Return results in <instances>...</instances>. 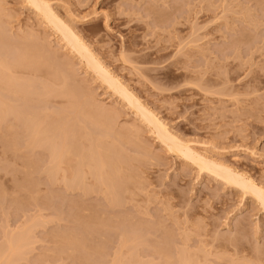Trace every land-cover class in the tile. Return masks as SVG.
<instances>
[{
  "label": "rangeland",
  "instance_id": "1",
  "mask_svg": "<svg viewBox=\"0 0 264 264\" xmlns=\"http://www.w3.org/2000/svg\"><path fill=\"white\" fill-rule=\"evenodd\" d=\"M44 1L172 141L264 190V0ZM54 31L26 0H0V58L12 65L2 75L18 90L0 89L14 107L0 118V246L27 233L0 264H112L123 239L125 264H179L182 255L264 264L258 201L172 152ZM23 44L41 54L25 50L18 66ZM60 70L71 72L76 97L61 94ZM100 109L110 115L98 119ZM26 116L56 141L73 133L74 153L110 149L117 164L102 174L122 183L119 201L87 173L86 185L63 184L51 172L49 139L33 141Z\"/></svg>",
  "mask_w": 264,
  "mask_h": 264
},
{
  "label": "bare ground",
  "instance_id": "2",
  "mask_svg": "<svg viewBox=\"0 0 264 264\" xmlns=\"http://www.w3.org/2000/svg\"><path fill=\"white\" fill-rule=\"evenodd\" d=\"M27 2H29L31 4V6L33 7V9H35L40 15L41 17H43L45 19V21H47L49 23V25L51 26V28H53V30H55L59 36L62 38V40L64 41V43H66V45H68L73 52H75V54L78 56V58L84 63L85 67L88 68L89 70H92V72H94V74L97 76V78L100 79V81L102 82V84H104L108 89H110L112 92L116 93L118 96H120V98H122L123 100H125L129 105L130 107H132L142 118L145 122H147V124L152 128L153 131H155V133L157 134V137H159L161 139V141H163L164 143H166L169 148L172 150V152H175L189 160L192 161V163H195L197 165V167H199V169H202V170H205L209 173H212V175H215L217 178H221L222 180H224L227 184H231V185H236L237 187H240L242 190H244L246 193H249L251 196H253L256 201H258V203L260 204L261 208L263 209L264 211V190L258 186H256L252 180H249V179H246V178H243L244 175H238L236 172H233V170L231 171L230 169H227L225 166H219V165H216L213 163H209V161L205 160V158H201L199 157V155L197 156V154L195 155L192 151H190L187 147H184L183 145H181L180 142H175L172 141V139L169 138V136L165 133V129L163 127V125L161 123H159L157 120H155L153 118V116L150 114L149 111H147V109L143 108L140 103L116 80L114 79L107 70H105L101 64L99 63V61L96 60V58H94L95 56L93 54H91L90 50H88V46L85 45V43H83L84 41L81 40V38L74 32V30H72L73 28H70L69 25H66V23H64L62 21V19H60L59 17H57L49 4H47L46 1L44 0H26ZM54 31V32H55ZM3 38V35L2 37L0 36V39ZM2 40V39H1ZM24 41V39H23ZM37 41V40H36ZM28 42V41H27ZM30 42V41H29ZM34 42V41H33ZM2 43V42H1ZM7 43V42H6ZM3 44V43H2ZM26 44V43H25ZM32 44V43H31ZM36 44V43H35ZM42 44V43H41ZM40 44V45H41ZM29 45V44H28ZM24 46V50H22L21 53H19V57L16 59V63L19 62L18 66L21 65L26 56V53H37V49L35 51H33V48L32 46H27L25 47V45L23 44ZM37 46V45H36ZM42 46V45H41ZM21 49V48H20ZM41 49V48H40ZM43 51L45 48H42ZM27 51L26 53L24 51ZM24 52V53H23ZM41 52V51H40ZM45 52V51H44ZM31 53V54H32ZM43 53V52H42ZM23 56H22V55ZM38 54V53H37ZM41 54V53H39ZM38 54V55H39ZM3 55V54H2ZM5 55V54H4ZM28 55V54H27ZM30 55V54H29ZM28 55V57H29ZM36 55V54H35ZM36 55V56H38ZM21 56V57H20ZM40 56V55H39ZM94 56V57H93ZM33 58V59H32ZM38 58V57H37ZM54 58V57H53ZM4 59H5V56H4ZM13 59V58H12ZM27 59V57H26ZM30 59V57H29ZM28 59V60H29ZM32 61L36 60L34 59V57H31ZM42 59V58H41ZM40 59V60H41ZM47 60V59H46ZM45 60V61H46ZM54 60V59H53ZM52 60V62H53ZM21 62V63H20ZM29 62V61H28ZM34 63V62H32ZM31 63V64H32ZM37 63V64H35ZM34 66L36 68H38V65L40 62H35ZM51 63V62H50ZM15 64V63H14ZM24 64L27 65V61H25L22 65L24 66ZM42 64V63H41ZM44 64V62H43ZM46 64V63H45ZM33 65V64H32ZM12 65H10L6 60H3L0 58V89L2 91H5V90H8L12 92V94L14 95V93H16V91H18L17 89H13L12 88V76L10 78V76L8 77L7 75L5 76L2 75L4 71H10V67ZM31 66V65H30ZM34 66H31V67H34ZM49 66V65H48ZM51 66V65H50ZM13 68V67H12ZM35 68V69H36ZM52 68V67H51ZM64 68V67H63ZM66 68V67H65ZM10 69V70H9ZM59 70V69H58ZM57 70V71H58ZM71 70V69H70ZM49 71V70H48ZM54 71V70H53ZM36 72V71H35ZM56 72V71H55ZM61 72V70L59 71ZM67 72V70H66ZM17 73V72H16ZM62 75L64 76V80H63V85H61L62 87V91H61V94H64L68 95V92L70 94V98L72 96H75V90L72 89H69L67 88L68 86V83L69 81H71L72 77L70 75V73H65V71L61 72ZM64 73V74H63ZM11 75V74H10ZM53 75H55L53 73ZM61 76V75H60ZM62 76V77H63ZM57 77V76H56ZM59 77V76H58ZM10 78V79H9ZM55 78V77H53ZM14 79V77H13ZM56 81V80H55ZM58 81V79H57ZM73 81V80H72ZM29 82V81H28ZM27 82V84H28ZM62 82V81H61ZM15 83V82H14ZM22 86V85H21ZM28 86V85H26ZM40 86V84H39ZM74 86V85H73ZM16 87V86H15ZM26 88V87H25ZM59 88H60V85H59ZM75 88V87H74ZM34 89V87H33ZM67 92H66V90ZM77 89V88H76ZM61 90V89H59ZM22 91V90H21ZM55 91V90H54ZM80 91V90H79ZM34 92V91H33ZM43 92V91H42ZM45 92V91H44ZM41 93V91H40ZM86 93V92H85ZM9 94V93H8ZM7 94V95H8ZM11 94V93H10ZM29 94V93H28ZM34 94V93H33ZM2 95V94H1ZM25 95V94H24ZM42 95V94H41ZM81 95V94H80ZM79 95V96H80ZM83 95V94H82ZM69 96V95H68ZM76 97V96H75ZM84 97L86 98H91V96L89 94H84ZM9 98V97H8ZM40 98V97H39ZM79 98V97H78ZM73 99V98H72ZM71 100V99H70ZM70 100H68V102H70ZM86 100V99H85ZM9 101V99L7 98H3L2 96L0 97V118L5 116L7 113H11L13 111V108H11L9 104H7V102ZM75 101V99H74ZM74 101H71V105H73V103H75ZM79 102V100H77ZM77 102V104H78ZM85 102V101H84ZM83 102V103H84ZM92 102V101H91ZM10 103V102H8ZM90 103V101L88 102ZM12 104V103H11ZM70 104V103H69ZM80 104V103H79ZM88 106V105H87ZM91 106V105H90ZM90 106H88V108H90ZM16 107V106H15ZM73 107V106H72ZM76 107V106H75ZM96 108V107H95ZM12 109V110H11ZM19 110V108H17ZM97 109V108H96ZM99 110V109H98ZM21 111V110H19ZM17 111V112H19ZM24 111V110H23ZM14 112V111H13ZM15 112H16V109H15ZM87 112V111H86ZM111 111L108 110V109H100V111L98 112L99 114L96 115V117L99 119L100 117H102V115H108ZM28 113V112H27ZM77 113V112H76ZM14 114V113H13ZM23 114V113H22ZM21 114V115H22ZM35 114V113H34ZM29 115V114H27ZM110 115V114H109ZM17 116V115H16ZM23 116V115H22ZM30 116V115H29ZM26 116L25 119V122H26V125L25 127H27L28 130H26L32 137L33 141H34V138L36 139V137L40 138L41 139V143L44 142V140L47 142L46 139H49L48 142H49V147H51L50 151L53 153L52 155V160H54V166H53V174H55V176L59 174L60 176V180L63 184H66L67 183H72V185L77 182L78 185L74 184L75 186H79L80 183H83L84 179L86 178V173L87 174H90V176H94L95 179L99 180V182L104 185L107 190V193L110 194V197H111V200L112 202H114L115 204L119 201L118 199V194L120 195V191H118V189L120 188V184H117V182L119 183V181H116L115 179H113L111 177V174L110 173H106L107 175L104 176L102 174V170L105 169L108 165H110V167H115V163H116V160L113 158V154L111 155V150L110 149H105V155H103L102 157H100L98 155V153H96L93 148H89L88 146H86L85 148L88 147V149H83L82 146H81V149L77 151V153H74V149L75 147L72 148V146L70 145L71 141L74 139L73 137V133H71L70 135L72 136L69 140L66 141V137H62L60 138V140L56 141L55 139H57L55 137V135H52L51 137L48 135V133H50V131L47 129H45V126L43 129H40L39 128V125L41 123L40 120H38V122L40 121V123L37 125L36 122L34 121H37L36 119L33 121L31 119H34L33 115L32 118L30 116ZM37 116V114H36ZM18 117H19V114H18ZM27 117L31 120H29L30 122H27ZM91 117V116H90ZM37 118H40V117H37ZM20 119V118H19ZM27 119V120H26ZM60 119V118H59ZM92 119V118H91ZM90 119V120H91ZM96 119V120H98ZM22 120V119H21ZM94 120V119H93ZM98 124V123H97ZM104 124V123H103ZM102 124V125H103ZM51 125V123H50ZM70 125V124H69ZM109 125V124H108ZM48 126V124H47ZM24 127V128H25ZM41 127V126H40ZM43 127V126H42ZM57 127V126H56ZM105 128H107L106 126H104ZM103 127V128H104ZM110 127V126H109ZM51 128V127H50ZM55 129V127H53ZM51 130V129H50ZM60 130V129H59ZM58 130V131H59ZM71 130V129H70ZM53 131V130H52ZM64 131V130H63ZM54 133V132H53ZM57 133V132H56ZM33 134V135H32ZM60 134V133H58ZM57 135V137H59ZM29 135V136H30ZM69 135V137H70ZM85 135V134H84ZM117 135V134H116ZM51 138V139H50ZM65 140H64V139ZM73 138V139H72ZM120 138V137H119ZM29 139V137H28ZM31 138L29 140H32ZM62 139V140H61ZM72 139V140H71ZM28 140V141H29ZM43 140V141H42ZM39 141V140H38ZM70 141V142H69ZM104 142V141H103ZM37 143V142H36ZM35 143V144H36ZM179 143V144H178ZM32 143H30L31 145ZM39 144V142H38ZM72 144V143H71ZM78 144V143H77ZM81 144V143H80ZM79 144V145H80ZM41 145V144H40ZM48 145V144H47ZM90 145V144H89ZM96 146V145H95ZM48 147V146H47ZM99 147V146H98ZM55 148V151H53V149ZM95 148V147H94ZM79 149V148H78ZM96 149V148H95ZM98 151V150H97ZM50 152V153H51ZM76 152V150H75ZM102 153V152H101ZM119 152H117L118 154ZM74 155H77V157L79 156L80 157V161H79V164L78 166L75 164V166H77L76 168L74 167V165H72L70 163V156H74ZM101 155V154H100ZM78 157V158H79ZM76 158V157H75ZM78 158H76V161L78 162ZM117 158V157H116ZM123 158V157H122ZM119 159V158H118ZM75 160V159H74ZM52 164V163H51ZM117 164V163H116ZM50 165V164H49ZM115 169V168H114ZM111 170H113L111 168ZM67 171L69 172L70 171V177L72 178H68L67 177ZM117 171L114 170V174L116 173ZM52 174V173H51ZM240 174V173H239ZM116 175H119V174H116ZM113 176V175H112ZM53 177V176H52ZM54 178V177H53ZM128 179L130 178H127V181ZM133 179V178H132ZM131 180V179H130ZM59 181V180H58ZM125 181V180H123ZM97 182V181H96ZM130 182V181H128ZM60 183V182H59ZM69 183V184H70ZM99 183V184H100ZM85 184V183H83ZM125 184V183H124ZM130 184V183H129ZM73 185V187H74ZM86 185V184H85ZM68 186H71L68 185ZM128 186V185H127ZM72 187V186H71ZM239 188V189H240ZM124 189V188H123ZM125 191V190H124ZM119 192V193H118ZM110 199V198H109ZM22 233V234H21ZM20 234L18 235H10L8 237V239H6L5 241V245H3L2 247L0 246V255L3 251V255H5L6 253L5 252H8L9 254V251L10 253L12 252V249L14 250L15 247L17 245H19V243L21 244L22 241L20 242V240L22 239H25L26 236H24V234L26 235L27 233L26 232H21ZM123 237V236H122ZM121 240V239H120ZM134 240V239H133ZM124 241H128V239H123L122 242ZM132 241V240H131ZM122 242H120V244L122 245ZM130 242V241H129ZM133 242V241H132ZM125 243V242H124ZM119 244V251L121 249V245ZM128 244V243H127ZM131 244V243H130ZM20 246V245H19ZM124 246V244L122 245ZM18 247V246H17ZM16 247V248H17ZM21 247V246H20ZM23 247V246H22ZM7 250L5 251L4 249ZM19 248V247H18ZM17 248V249H18ZM11 249V250H9ZM16 250V249H15ZM117 250V253H115V256L112 260V264H125L127 263V258H125L124 255H122L120 252H118ZM5 251V252H4ZM5 253V254H4ZM13 253V252H12ZM3 257V256H2ZM1 258V257H0ZM6 258H4V261H5ZM10 263V262H9ZM179 264H192V260L190 258H188V256H180L179 258Z\"/></svg>",
  "mask_w": 264,
  "mask_h": 264
}]
</instances>
